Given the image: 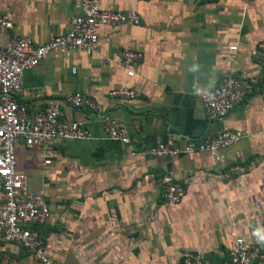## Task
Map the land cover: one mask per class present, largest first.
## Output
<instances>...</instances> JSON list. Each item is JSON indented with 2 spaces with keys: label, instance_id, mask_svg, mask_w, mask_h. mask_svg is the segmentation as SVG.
I'll return each mask as SVG.
<instances>
[{
  "label": "crops",
  "instance_id": "crops-1",
  "mask_svg": "<svg viewBox=\"0 0 264 264\" xmlns=\"http://www.w3.org/2000/svg\"><path fill=\"white\" fill-rule=\"evenodd\" d=\"M81 1L0 0V13L9 10L1 45L23 36L41 44L66 32ZM99 6L134 10L139 24L99 27L88 55L48 54L23 72L16 96L29 114L58 102L61 119L90 135L55 139L43 153L15 141L16 171L49 207V221L37 228L48 254L60 264H181L188 255L220 264L235 233L264 250V69L249 54L264 41V0H100ZM122 49L142 54L131 78L114 62ZM229 75L245 80L249 92L223 120L208 122L193 91H210ZM119 87L136 96L107 97ZM73 92L89 96L96 111L63 103ZM104 117L124 125L127 145L105 138ZM237 129L249 136L221 150L217 166L205 153L171 160L147 154L156 143L180 147ZM231 164L249 170L218 178ZM163 174L185 190L176 205L163 203ZM31 261L10 244L0 247V264Z\"/></svg>",
  "mask_w": 264,
  "mask_h": 264
},
{
  "label": "built area",
  "instance_id": "built-area-1",
  "mask_svg": "<svg viewBox=\"0 0 264 264\" xmlns=\"http://www.w3.org/2000/svg\"><path fill=\"white\" fill-rule=\"evenodd\" d=\"M100 0H82L77 13L69 20L66 32L52 34L41 44L23 36L11 39L4 46L1 39L9 26V10L0 13V247L10 244L23 250L31 257V264H60L50 256L44 247L37 228L49 221V207L41 192H31L26 187V176L15 168L14 144L21 139L24 146L38 153L45 152L55 139L87 140L88 130L77 123L61 119L58 102H49L42 112L29 114L23 103L16 100L21 90L23 72L35 67L48 54L82 53L91 54L98 44L99 27L116 29L124 24H139V16L134 10L125 12L103 10ZM235 46L228 48L234 52ZM249 54L264 69V41L253 46ZM142 57L138 51L120 50L114 57L126 78L133 77V65ZM249 92L247 82L235 76L224 77L210 91L194 90L204 117L208 122L221 121L241 102ZM42 94H37L41 97ZM136 93L125 87L110 90L108 98L132 99ZM62 102L86 111H96V103L86 94L73 92L65 94ZM105 138L123 145L129 143L124 125L108 117L102 118ZM246 130H223L207 135L199 140H188L180 147H169L162 143L150 146L147 154L156 159L171 160L178 156L205 153L211 164L217 166L221 150L242 138H247ZM44 164L48 160H43ZM249 170L241 164H231L218 178L227 181L244 175ZM163 203L176 205L184 196V188L169 174L158 178ZM236 221H232L234 226ZM264 231V230H263ZM181 264H204L198 255L185 256ZM220 264H264V250L247 243L237 233L233 234L227 257Z\"/></svg>",
  "mask_w": 264,
  "mask_h": 264
}]
</instances>
